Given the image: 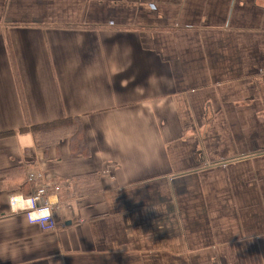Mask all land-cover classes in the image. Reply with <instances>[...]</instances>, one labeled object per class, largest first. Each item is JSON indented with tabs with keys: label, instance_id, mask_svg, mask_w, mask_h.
<instances>
[{
	"label": "crops",
	"instance_id": "crops-1",
	"mask_svg": "<svg viewBox=\"0 0 264 264\" xmlns=\"http://www.w3.org/2000/svg\"><path fill=\"white\" fill-rule=\"evenodd\" d=\"M63 118L88 156L17 133ZM8 131L0 264H264V0H0ZM31 171L54 231L9 209Z\"/></svg>",
	"mask_w": 264,
	"mask_h": 264
},
{
	"label": "trees",
	"instance_id": "trees-1",
	"mask_svg": "<svg viewBox=\"0 0 264 264\" xmlns=\"http://www.w3.org/2000/svg\"><path fill=\"white\" fill-rule=\"evenodd\" d=\"M19 134L31 133L37 149H42L45 153L49 147L57 145L60 139L66 138L69 141L70 152L73 156L86 157L89 154L88 144L84 136L82 126L77 118H63L44 124L30 126V128H21ZM16 132L8 131L0 133V139L14 136ZM12 170V169H11ZM9 170V171H11ZM17 171V169H13ZM21 172L23 169H19ZM6 171L0 172V175L6 174ZM97 181L94 176H88L79 179L74 183L73 189L76 193L93 192V185ZM92 184V185H89ZM36 184L27 181L25 178L18 186V191L24 196H29L34 192Z\"/></svg>",
	"mask_w": 264,
	"mask_h": 264
},
{
	"label": "built area",
	"instance_id": "built-area-1",
	"mask_svg": "<svg viewBox=\"0 0 264 264\" xmlns=\"http://www.w3.org/2000/svg\"><path fill=\"white\" fill-rule=\"evenodd\" d=\"M26 179L29 182L35 183L36 188H35L34 192L32 194H30L29 196H24V195H22V196L25 198H33L36 201L37 207H39L45 203H49L47 201V193H48L49 189H52L54 192H58L60 189V186H58L55 183L45 182L43 174L39 171L29 172L27 174ZM8 204H9V199H8ZM51 208H52V215L47 220H45L43 222H35V223H29L28 222V223L31 225L38 226L43 231H54L57 227V223H56L54 216H53V206H51ZM9 209H10V204H9ZM28 211H30V210L29 209H23V210H18L17 212L24 213L26 220H27V212Z\"/></svg>",
	"mask_w": 264,
	"mask_h": 264
},
{
	"label": "clouds",
	"instance_id": "clouds-1",
	"mask_svg": "<svg viewBox=\"0 0 264 264\" xmlns=\"http://www.w3.org/2000/svg\"><path fill=\"white\" fill-rule=\"evenodd\" d=\"M54 199V198H52ZM10 210L15 213L18 210L29 209L27 221L29 223L43 222L52 215L50 203H45L39 207L33 198H25L22 194H13L9 197Z\"/></svg>",
	"mask_w": 264,
	"mask_h": 264
}]
</instances>
